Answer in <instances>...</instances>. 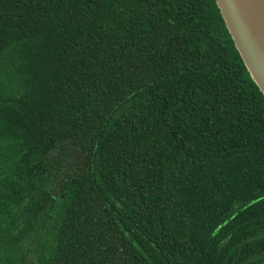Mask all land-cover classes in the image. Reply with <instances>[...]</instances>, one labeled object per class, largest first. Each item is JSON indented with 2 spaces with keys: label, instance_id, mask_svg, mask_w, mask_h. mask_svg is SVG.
I'll use <instances>...</instances> for the list:
<instances>
[{
  "label": "trees",
  "instance_id": "trees-1",
  "mask_svg": "<svg viewBox=\"0 0 264 264\" xmlns=\"http://www.w3.org/2000/svg\"><path fill=\"white\" fill-rule=\"evenodd\" d=\"M0 264H264V97L215 0H0Z\"/></svg>",
  "mask_w": 264,
  "mask_h": 264
},
{
  "label": "water",
  "instance_id": "water-1",
  "mask_svg": "<svg viewBox=\"0 0 264 264\" xmlns=\"http://www.w3.org/2000/svg\"><path fill=\"white\" fill-rule=\"evenodd\" d=\"M252 81L264 97V0H215Z\"/></svg>",
  "mask_w": 264,
  "mask_h": 264
}]
</instances>
